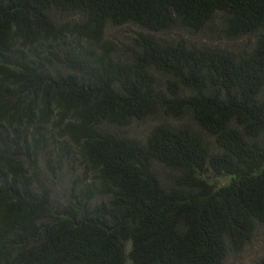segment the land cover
<instances>
[{
  "label": "trees",
  "instance_id": "16d2710c",
  "mask_svg": "<svg viewBox=\"0 0 264 264\" xmlns=\"http://www.w3.org/2000/svg\"><path fill=\"white\" fill-rule=\"evenodd\" d=\"M259 227L264 0H0V264H224Z\"/></svg>",
  "mask_w": 264,
  "mask_h": 264
},
{
  "label": "rangeland",
  "instance_id": "374dc122",
  "mask_svg": "<svg viewBox=\"0 0 264 264\" xmlns=\"http://www.w3.org/2000/svg\"><path fill=\"white\" fill-rule=\"evenodd\" d=\"M117 29H112L111 33L116 34ZM168 36H182L190 41L195 43H207V44H220L223 46L231 45V42H228L222 38H218L213 34L208 32H203L201 34H193L184 30H174ZM233 45V44H232ZM148 126L137 127L136 132H144L147 130ZM129 247V246H128ZM264 257V227H259L251 241L247 246L240 252L229 254L225 260L224 264H258L261 258Z\"/></svg>",
  "mask_w": 264,
  "mask_h": 264
}]
</instances>
